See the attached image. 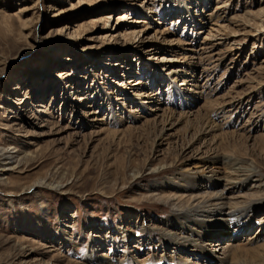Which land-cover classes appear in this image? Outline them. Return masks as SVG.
Here are the masks:
<instances>
[{"label": "rangeland", "instance_id": "1", "mask_svg": "<svg viewBox=\"0 0 264 264\" xmlns=\"http://www.w3.org/2000/svg\"><path fill=\"white\" fill-rule=\"evenodd\" d=\"M0 150V264H264V205L191 225L217 261L164 235L219 154L264 204V0H0Z\"/></svg>", "mask_w": 264, "mask_h": 264}, {"label": "bare ground", "instance_id": "2", "mask_svg": "<svg viewBox=\"0 0 264 264\" xmlns=\"http://www.w3.org/2000/svg\"><path fill=\"white\" fill-rule=\"evenodd\" d=\"M221 7V6H220ZM230 156V155H229ZM226 155H217L213 160L215 162H221V164L229 169L233 175H236V180L227 181L228 184L224 185L223 188L219 190H212L206 195H200L197 190L200 189L198 185V181H195L194 185H184L182 189L190 192V196L188 198L189 206L186 208H181L177 211L176 217L183 220L184 226L176 232H168L165 235L166 240L168 242H176L180 246L185 249V252L195 253L196 255H204L210 261L216 260V255L207 249L204 245L197 243V240L191 238V232H196V230L191 225H197L198 227H202L204 234L203 236H208L214 233V229L218 227H223L221 230H228L233 226L239 227L241 221H246V225H249L251 220V213L256 209H260L264 204H259L257 198L254 197L253 191L257 188V185H251L249 188V182L251 179L250 174H254L256 172V168L249 167L248 163L245 160L240 158H233ZM13 155L8 150H0V159L8 161L5 164H13L14 162ZM13 161V162H12ZM12 168H9V170ZM8 170V169H7ZM228 172V171H227ZM247 173L246 175H241V173ZM204 173V172H203ZM203 173H199L201 177ZM257 174V173H256ZM197 175V176H199ZM194 176L193 179H197L199 177ZM136 177V176H135ZM225 177H229L226 176ZM221 177L212 176L208 179H205L209 187H214L220 185ZM40 186H49L45 181H41L39 183H35L33 187ZM51 186V185H50ZM255 186V188H253ZM257 186V187H256ZM260 188V187H258ZM252 189V190H251ZM257 190V189H256ZM248 191V193H247ZM251 191V192H250ZM260 191V190H259ZM263 191V190H262ZM205 192V191H204ZM257 192V191H256ZM261 192V191H260ZM258 193V192H257ZM178 199H181L180 197ZM185 200V199H184ZM261 223L264 224V220H261ZM174 223H170L172 226ZM212 227V231L210 228ZM214 227V228H213ZM215 229V230H216ZM220 230V232H221ZM240 230V229H238ZM210 231V233H208ZM223 232V231H222ZM222 232L220 234H222ZM196 234V233H195ZM207 234V235H206ZM202 235V234H201ZM197 237V236H196ZM68 241V238H66ZM106 243V241H103ZM219 245V244H217ZM101 249H98V251ZM237 252V251H236ZM236 252H231L230 259L229 257H225L224 259H218V264H237L234 260L236 256ZM201 253V254H199ZM191 257V256H189ZM89 262H108L109 264H113V259L102 258L98 255L97 251H90L88 253ZM181 258L179 256H170V258L162 259V262L165 264H183L178 262ZM189 259V258H188ZM185 264H189V260H185ZM262 262V261H261ZM119 264H142L137 257L130 255V257H126L125 261H118ZM193 264H206L205 262H193Z\"/></svg>", "mask_w": 264, "mask_h": 264}]
</instances>
